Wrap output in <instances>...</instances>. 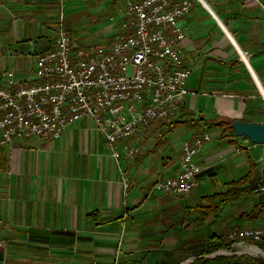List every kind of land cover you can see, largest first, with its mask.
I'll return each instance as SVG.
<instances>
[{
	"label": "crops",
	"instance_id": "1",
	"mask_svg": "<svg viewBox=\"0 0 264 264\" xmlns=\"http://www.w3.org/2000/svg\"><path fill=\"white\" fill-rule=\"evenodd\" d=\"M128 1L0 0V85L14 87L7 70L16 86L39 80L63 9L73 39L99 45ZM184 22L190 92L176 116L129 138L136 156L118 162L90 116L56 139L0 144V264H264V233L257 254L209 251L236 225L264 230V143L227 123L264 122V0H194ZM206 130L198 184L151 190L158 170L179 168L184 139Z\"/></svg>",
	"mask_w": 264,
	"mask_h": 264
},
{
	"label": "built area",
	"instance_id": "2",
	"mask_svg": "<svg viewBox=\"0 0 264 264\" xmlns=\"http://www.w3.org/2000/svg\"><path fill=\"white\" fill-rule=\"evenodd\" d=\"M193 3L129 0L121 10L120 29L108 42L90 46L73 39L63 9L55 42L37 60L39 80L16 86L14 71L2 74L14 87L0 85V144L32 135L56 139L74 121L90 116L118 162L136 156L140 146L129 138L155 119L176 116L190 92L193 67L186 64L183 42L188 34L184 20ZM211 137L206 130L184 139L179 168L169 174L158 170L151 190L183 194L196 186L202 165L195 155ZM123 180L127 187L128 175ZM263 233L236 225L225 233L230 244L220 252L257 254L255 242ZM229 246L237 249L229 251Z\"/></svg>",
	"mask_w": 264,
	"mask_h": 264
},
{
	"label": "water",
	"instance_id": "3",
	"mask_svg": "<svg viewBox=\"0 0 264 264\" xmlns=\"http://www.w3.org/2000/svg\"><path fill=\"white\" fill-rule=\"evenodd\" d=\"M233 126L237 135H245L253 142L264 143V122L236 118Z\"/></svg>",
	"mask_w": 264,
	"mask_h": 264
},
{
	"label": "trees",
	"instance_id": "4",
	"mask_svg": "<svg viewBox=\"0 0 264 264\" xmlns=\"http://www.w3.org/2000/svg\"><path fill=\"white\" fill-rule=\"evenodd\" d=\"M236 118H231L230 120L227 121V123L229 124V126H231L232 128H234L233 126V122ZM215 237V236H214ZM218 242L217 243H214V245L212 246V248L209 250V251H214V250H217L221 247H224V246H228L230 244V241L226 238V237H222V236H219L217 238Z\"/></svg>",
	"mask_w": 264,
	"mask_h": 264
},
{
	"label": "rangeland",
	"instance_id": "5",
	"mask_svg": "<svg viewBox=\"0 0 264 264\" xmlns=\"http://www.w3.org/2000/svg\"><path fill=\"white\" fill-rule=\"evenodd\" d=\"M223 236H225V234H223ZM224 248H226V246H224V247L221 248V249H217V250H218V251H221V250L224 249ZM227 248H228L229 251H234V250L237 249V247H235V246H229V247H227ZM224 253H226V252H224Z\"/></svg>",
	"mask_w": 264,
	"mask_h": 264
}]
</instances>
